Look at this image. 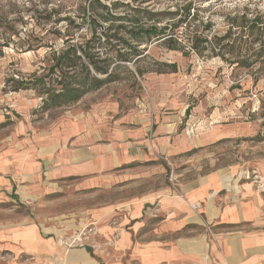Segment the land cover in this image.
I'll return each instance as SVG.
<instances>
[{"label":"crops","instance_id":"0c3cea01","mask_svg":"<svg viewBox=\"0 0 264 264\" xmlns=\"http://www.w3.org/2000/svg\"><path fill=\"white\" fill-rule=\"evenodd\" d=\"M177 121L107 99L33 129L25 148L0 147V190L26 203L88 196V206L65 211L83 220L69 231H93L81 248L66 244L67 225L1 222L0 264H264V194L236 165L175 172L174 184L97 202L100 191L167 173L166 159L240 133L212 115L190 116L188 134Z\"/></svg>","mask_w":264,"mask_h":264},{"label":"rangeland","instance_id":"374dc122","mask_svg":"<svg viewBox=\"0 0 264 264\" xmlns=\"http://www.w3.org/2000/svg\"><path fill=\"white\" fill-rule=\"evenodd\" d=\"M187 3L191 7L186 22L198 45L169 49L148 29L167 26L169 33L175 30L179 35L188 25L182 22L174 28L172 23L183 16ZM241 13L247 18L264 14V0H0V147L25 148L33 129H42L75 107L87 109L107 99L125 112L157 109L174 114L179 133L188 134L190 116L206 119L212 115L221 121L218 125H238L240 133L169 160L171 165L165 160L173 177L175 172L191 177L217 166L236 165L243 177L246 172L251 175L246 179L264 194V54L251 55L246 67L228 63L225 59L236 61L243 56L236 50L239 30L232 28L219 41L228 27L227 19ZM247 34L245 29L244 40ZM69 36L82 42L93 36L94 50L114 66V80L70 105L42 109L43 97L35 85L13 87L17 81H31L32 74L46 73L52 52L59 51ZM200 38L206 41L199 44ZM227 42L235 44L221 49L224 58L211 50ZM199 47H203L201 53ZM169 178L170 170L132 182L124 190L100 191L94 197L98 203L107 202L170 183ZM38 200L19 202L15 194L1 189L0 223L33 220L46 226L67 225L68 237L72 234L69 223L83 220L65 210L91 202L88 196L73 202L57 196Z\"/></svg>","mask_w":264,"mask_h":264},{"label":"trees","instance_id":"16d2710c","mask_svg":"<svg viewBox=\"0 0 264 264\" xmlns=\"http://www.w3.org/2000/svg\"><path fill=\"white\" fill-rule=\"evenodd\" d=\"M191 4L184 6L183 16L176 22L172 23V27L176 28L180 23L185 22V30L179 35L175 32L169 33L168 27H150L149 32L154 36L163 39V42L169 49L184 50L187 46H194L195 33L190 29L187 19L190 17ZM228 27L222 37L226 39L232 28H237L239 33L235 38L237 44V54L242 53L243 56L236 61H228V63H237L240 66H248V58L251 55L256 57L264 54V14L255 13L251 18H247L245 13L234 14L227 19ZM171 27V26H170ZM169 27V28H170ZM248 30L247 39L244 40V30ZM94 34V33H93ZM250 35V39L248 36ZM94 36V35H93ZM93 36L89 39L80 41L74 40L73 36L67 37L65 45L59 51H53L51 54L52 63L46 69V73L40 75L32 74L31 81H17L13 90L25 89L29 85H35L37 92L42 98V109L53 107H61L70 105L78 101L84 94L91 90L100 88L102 85L114 80L113 68L107 57H100L93 42ZM206 41L200 38L198 43ZM257 44L255 45V43ZM234 42L230 45L227 43H217L213 45L211 50L217 52L224 58L221 49L232 48ZM192 44V45H191ZM203 47L197 48L201 53ZM185 52V51H184ZM248 54L246 57L245 55ZM250 54V55H249ZM124 60V59H122ZM257 76L255 80H257Z\"/></svg>","mask_w":264,"mask_h":264},{"label":"built area","instance_id":"2783aa9c","mask_svg":"<svg viewBox=\"0 0 264 264\" xmlns=\"http://www.w3.org/2000/svg\"><path fill=\"white\" fill-rule=\"evenodd\" d=\"M192 132V127H188L187 128V133ZM167 163L171 165L170 161L168 159H166ZM173 169L170 168V183L174 184V178H173ZM245 178L250 179L251 175L246 172L244 175ZM257 176H255L256 178ZM257 181V180H255ZM194 208V206H193ZM207 230L209 231V233H211V227L209 225H207ZM92 229L87 225L84 228H82L80 231L74 232L72 233L70 236L65 237V242L68 246H78L83 248L86 244L85 241L88 238V236L92 233Z\"/></svg>","mask_w":264,"mask_h":264}]
</instances>
